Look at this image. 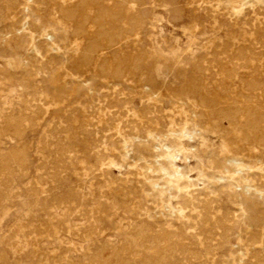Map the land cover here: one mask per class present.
<instances>
[{
    "label": "rangeland",
    "instance_id": "1",
    "mask_svg": "<svg viewBox=\"0 0 264 264\" xmlns=\"http://www.w3.org/2000/svg\"><path fill=\"white\" fill-rule=\"evenodd\" d=\"M263 72L264 0H0V264H264Z\"/></svg>",
    "mask_w": 264,
    "mask_h": 264
},
{
    "label": "bare ground",
    "instance_id": "2",
    "mask_svg": "<svg viewBox=\"0 0 264 264\" xmlns=\"http://www.w3.org/2000/svg\"><path fill=\"white\" fill-rule=\"evenodd\" d=\"M28 1V0H27ZM82 2V1H81ZM86 1H84V3H85ZM67 3V2H66ZM83 3V2H82ZM68 4V3H67ZM86 4H88L87 2H86ZM74 5V4H73ZM77 5H79L80 6V4H77ZM82 5V4H81ZM59 6V5H58ZM100 6H101V4H100ZM113 6V5H112ZM2 7V6H1ZM61 7V6H60ZM59 7V8H60ZM70 7V6H69ZM85 7V6H84ZM63 8V7H62ZM81 8V7H80ZM83 8V7H82ZM104 8V7H103ZM103 8H102V10H101V8H100V10H99V15L101 16V17H103L104 18V16H110V17H117L118 16V14H117V12H109V11H105V9L103 10ZM64 9V8H63ZM85 9V8H84ZM112 9V8H111ZM59 10H61V8L59 9ZM108 10V9H107ZM64 11V10H63ZM62 11V12H63ZM79 11V10H78ZM82 11H84V10H82ZM97 11V10H96ZM111 11V10H110ZM116 11V10H115ZM75 12L76 11H71V10H67L65 13H66V15L67 16H69V19L71 18V20H72V18L74 19L75 17ZM98 12V11H97ZM66 15H64V16H66ZM67 16H66V18H67ZM81 17V16H80ZM89 17V16H88ZM129 17V16H128ZM85 18H86V16H85ZM125 18V17H124ZM123 18V19H124ZM68 19V18H67ZM87 19V18H86ZM85 19V20H86ZM100 19V18H99ZM84 20V21H85ZM89 20V19H88ZM92 20H94V19H92ZM115 20V19H114ZM137 20V19H136ZM98 21V20H97ZM97 21H95V22H97ZM86 22V21H85ZM137 22V21H136ZM81 23V22H80ZM80 23H78V24H80ZM98 23V22H97ZM105 23H106V21H105ZM110 23V22H109ZM139 23V22H138ZM82 24H84V23H82ZM103 25H104V22L102 23ZM112 24V23H111ZM99 25V27L101 26L100 24H97V26ZM82 26V25H81ZM98 27V28H99ZM102 27V26H101ZM28 28V27H27ZM78 28H79V26H78ZM83 28H85V27H81V29H83ZM81 29H80V31H81ZM103 31H107V30H103ZM83 32V31H82ZM87 32V31H86ZM97 32V31H96ZM74 33V32H73ZM72 33V34H73ZM88 33V32H87ZM108 33H110V31H108ZM98 34L99 35H101L99 32H98ZM97 34V35H98ZM107 34V33H106ZM76 35V34H75ZM88 35V34H87ZM87 35H85V36H87ZM103 35V34H102ZM47 36V35H46ZM88 37H91V36H89L88 35ZM93 37V36H92ZM97 37V36H96ZM98 37H100V36H98ZM104 37V36H103ZM108 38L110 37V34L107 36ZM88 39V38H87ZM95 39H98V38H95ZM110 39L112 40V37H110ZM110 39H108V41L110 40ZM34 40V39H33ZM88 41V40H87ZM92 41V40H91ZM114 41V40H113ZM93 42V41H92ZM95 42H96V40L94 41V44H95ZM97 42H99V39L97 40ZM96 42V43H97ZM100 43V42H99ZM109 43H110V41H109ZM108 43V45L106 46V47H108L110 44ZM87 44V43H86ZM85 44V45H86ZM104 44V43H103ZM107 44V43H106ZM84 45V46H85ZM97 45H98V43H97ZM97 45H93V43H92V45H89L88 47H87V49L86 50H82V51H85L84 52V54L83 55H81L82 57H81V59H80V61H82V62H89V61H91V59H92V56H93V53L95 52V51H97V49H98V46ZM224 45H226V44H224ZM40 46H41V43H40ZM99 46H102V45H99ZM217 46H218V44H217ZM223 46V45H222ZM61 47V46H60ZM103 47V46H102ZM111 47V46H110ZM85 48V47H84ZM102 49V48H101ZM251 50V49H250ZM58 51V50H57ZM214 51V50H213ZM212 51V52H213ZM228 52H229V49L225 46V47H223V48H221L220 50H218L217 52H216V59L214 60V63H216V64H220V65H224L225 67H227V69L229 68L228 67V64L230 63V62H228ZM252 52V51H251ZM244 53V52H243ZM63 54V53H62ZM145 54V53H144ZM235 55V54H234ZM239 55V53H237V56ZM245 55V54H244ZM236 56V55H235ZM237 56L235 57V58H237ZM214 57V56H213ZM234 57V56H233ZM241 58H242V56H240ZM245 57H246V55H245ZM59 58V57H58ZM75 58V57H74ZM77 58V57H76ZM75 58V59H76ZM104 58V57H103ZM126 58V57H125ZM130 58V57H129ZM137 58V57H136ZM244 58V57H243ZM253 58V57H252ZM259 58V57H258ZM50 59V58H49ZM135 59V58H134ZM211 59V58H210ZM239 59V58H238ZM237 59V62L235 63L236 65L240 62V60L241 59H239L238 60ZM94 60V59H93ZM143 60V59H142ZM243 60V59H242ZM212 61H213V58H212ZM211 61V62H212ZM49 62V61H48ZM57 62V61H56ZM75 62V61H74ZM107 62V61H106ZM203 62V61H202ZM210 62V63H211ZM91 63V62H90ZM102 63H104V60H102V62H101V64ZM133 63H137L138 64V62H133ZM199 63V62H198ZM248 63V62H247ZM75 64V63H74ZM89 64V63H88ZM100 64V65H101ZM234 64V65H235ZM241 64V63H240ZM246 64V63H245ZM244 64V65H245ZM85 65V64H84ZM83 65V66H84ZM99 65V64H98ZM118 65V64H117ZM132 65V64H131ZM131 65H130V67H131ZM138 65H140V64H138ZM210 64L209 63H206V64H204V66H209ZM239 65V64H238ZM103 66V65H102ZM222 66L220 67V69L222 68ZM256 66H257V64H256ZM259 66V65H258ZM76 67V66H75ZM79 67H82V66H79ZM78 67V68H79ZM86 67V66H85ZM105 67H106V65H105ZM118 67V66H117ZM119 67H120V65H119ZM138 67V66H137ZM219 67V66H218ZM239 67V66H238ZM253 67V66H252ZM99 68V67H98ZM102 67H100V69H101ZM115 68V67H114ZM121 68H122V66H121ZM133 68V67H132ZM156 68V67H155ZM174 68V67H173ZM74 69V68H73ZM83 69V68H82ZM113 69V68H112ZM117 69V68H116ZM124 69V68H123ZM123 69H122V71H123ZM198 69V68H197ZM83 70H85V69H83ZM105 70V69H104ZM121 70V69H120ZM119 70V71H120ZM126 70V69H125ZM130 70V69H129ZM134 70V69H133ZM137 70V69H136ZM146 70V69H145ZM144 70V71H145ZM200 70V69H199ZM222 70V69H221ZM225 70V69H224ZM231 70H232V68H231ZM100 71V70H99ZM109 71V70H108ZM135 71V70H134ZM74 72V71H73ZM79 72V71H78ZM111 72H113V71H111ZM131 72V71H130ZM234 72V71H233ZM72 73V72H71ZM89 73V72H88ZM103 73V72H102ZM226 73V72H225ZM254 73V72H253ZM264 73V72H263ZM115 74V73H114ZM120 75L119 76H121V73H119ZM124 74V73H123ZM135 74V73H134ZM73 75V74H72ZM88 75V74H87ZM103 75V74H102ZM255 75V74H254ZM114 76H116V74L114 75ZM224 76V75H223ZM229 76H230V74H229ZM233 76V75H232ZM252 76V75H251ZM79 77V76H78ZM148 77H149V75H148ZM200 77V76H199ZM256 77H257V75H256ZM256 77H254V78H256ZM116 78V77H115ZM117 78H118V76H117ZM192 78V77H191ZM253 78V80H255ZM196 79V78H195ZM245 79V78H244ZM258 79V78H257ZM261 79V78H260ZM260 79H259V81H260ZM120 80V79H119ZM119 80H117V81H119ZM122 80V79H121ZM154 80H155V78H154ZM193 80V79H192ZM233 80H234V78H233ZM262 80H264V78L262 79ZM23 81V80H22ZM113 81H114V79H113ZM135 81V80H134ZM197 81V80H196ZM258 81V80H257ZM259 81L256 83L255 81L253 82V83H251L250 85H249V83L248 82H246V83H248V85H249V87L251 88V89H258V87H260V85H259ZM188 82V81H187ZM263 82V81H262ZM261 82V83H262ZM245 83V84H246ZM260 83V84H261ZM264 83V82H263ZM202 84V83H201ZM201 84H200V86H201ZM112 85H113V83H112ZM132 85V84H131ZM130 85V86H131ZM192 85V84H191ZM190 85V87L189 86H187V89L184 91V92H182V95H187V94H190V93H194L195 92V88H194V86H191ZM197 85V84H196ZM195 85V86H196ZM248 85H246L245 87L247 88L248 87ZM263 85V84H262ZM186 87V86H185ZM197 87H199V86H197ZM182 89H184V88H182ZM226 89V88H225ZM249 89V88H248ZM247 89V90H248ZM180 90H181V88H180ZM222 90V89H221ZM118 91V90H117ZM181 91H183V90H181ZM180 91V92H181ZM198 91V90H197ZM200 92V91H199ZM206 92V91H205ZM224 92V91H223ZM252 92V91H251ZM114 93V92H113ZM174 94V93H173ZM173 94H172V96H173ZM251 94H253V93H251ZM91 95V94H90ZM89 95V96H90ZM120 95V94H119ZM201 95V94H200ZM204 96H205V94H203ZM250 95V94H249ZM202 96V95H201ZM227 96V95H226ZM245 96V95H244ZM257 96V95H256ZM35 97V96H34ZM85 97V96H84ZM200 97V96H199ZM240 97H242V96H240ZM246 97L248 98L249 96H247L246 95ZM251 97H253V95L251 96ZM132 98V97H131ZM189 98V97H188ZM202 98V97H201ZM200 98V99H201ZM234 98V97H233ZM263 98H264V95H263ZM96 99V98H95ZM230 99V98H229ZM235 99V98H234ZM206 100V99H205ZM224 100V99H223ZM245 100H247V99H245ZM251 100V99H250ZM147 101V100H146ZM208 101V100H207ZM229 101V100H228ZM242 101H244V99H242ZM247 101H249V100H247ZM257 101V100H256ZM233 102H235V101H233ZM236 102H237V100H236ZM238 102H239V100H238ZM251 102H252V100H251ZM242 103V102H241ZM248 103V102H247ZM222 104V103H221ZM231 104H233V103H229L227 106H230ZM235 104V103H234ZM252 104H254V102L252 103ZM202 105V104H201ZM211 105H215V103L214 104H212L211 103ZM225 105V104H224ZM247 105V104H246ZM246 105H245V107H246ZM203 106V105H202ZM207 106V105H206ZM226 106V107H227ZM249 106V105H248ZM244 107V108H245ZM212 108V107H211ZM210 108V109H211ZM217 108H218V106H217ZM235 108H237V107H235ZM239 109H240V107H238ZM253 108H255V106L253 107ZM253 108H249V107H247L245 110H243V114L245 115V117H246V121H247V123L246 124H249V126H251V127H253V129L255 128H257L258 126H260L261 127V125H260V123L258 122L259 120H260V117H261V114L259 113V110H257V111H255L256 109H253ZM259 108V107H258ZM38 109V108H37ZM213 110H214V108H212ZM221 109V108H220ZM226 109V108H225ZM230 109V108H229ZM229 109H228V112H229ZM65 110V109H64ZM219 110V109H218ZM217 109H216V111H218ZM223 110V109H222ZM227 110V109H226ZM238 110V109H237ZM242 110V109H241ZM155 111V110H154ZM225 111V110H224ZM213 112V111H212ZM219 112H221L220 110H219ZM238 112H239V110H238ZM209 113H210V111H209ZM217 113V112H216ZM223 113H225V112H223ZM231 113H233V112H231ZM237 113V112H236ZM240 113V112H239ZM234 114H235V112H234ZM233 114V115H234ZM40 115V114H39ZM238 115V114H237ZM254 115H257V118H254ZM203 116V115H202ZM230 117V116H229ZM205 118V117H204ZM212 118H213V116H212ZM217 118H219V117H217ZM221 118V117H220ZM214 119V118H213ZM233 119V118H232ZM262 119H264V118H262ZM208 120V119H207ZM215 120V119H214ZM235 120V119H234ZM148 121V120H147ZM217 121V120H216ZM234 122V121H233ZM235 123V122H234ZM162 124V123H161ZM237 124V123H236ZM245 123L243 124V125H246ZM259 124V125H258ZM240 125V124H239ZM241 126V125H240ZM248 126V125H247ZM247 126H245L246 127V129L248 128ZM241 127H243V126H241ZM112 128V127H111ZM233 128V127H232ZM231 128V129H232ZM244 128V127H243ZM262 128H264V127H262ZM249 129H250V127H249ZM254 129V130H255ZM253 130V131H254ZM262 129H260V131H261ZM60 131V130H59ZM227 131H229V129H227ZM226 131V132H227ZM253 131H252V134H254L253 133ZM119 132V131H118ZM257 132V131H256ZM258 132H259V130H258ZM221 133V132H220ZM251 133V132H250ZM260 133V132H259ZM256 134V133H255ZM261 134V135H260ZM259 135L261 136L260 137V142H259V140L257 141L258 143H262V144H264V131L262 132V133H260ZM254 136V135H253ZM244 137H246L245 135H244ZM248 137H249V135H248ZM241 138V137H240ZM251 138H252V136H251ZM245 139V138H244ZM254 139V138H253ZM257 139V138H256ZM258 139H259V137H258ZM224 140H225V138H224ZM228 141V140H227ZM29 142V141H28ZM229 142V141H228ZM231 142V141H230ZM234 142V141H233ZM254 142H256V141H254ZM256 142V143H257ZM242 143V142H241ZM177 145V144H176ZM23 146V145H22ZM236 146V145H235ZM238 146V145H237ZM242 146V145H241ZM261 146V145H260ZM264 146V145H263ZM243 147V146H242ZM13 148V147H12ZM20 149V148H19ZM232 150V149H231ZM21 151H22V149H21ZM233 151V150H232ZM241 152V151H240ZM259 153V152H258ZM50 154V153H49ZM158 154V153H157ZM251 154V153H250ZM260 154H261V152H260ZM219 155V154H218ZM262 156V155H261ZM260 156V157H261ZM245 157H247V156H245ZM259 157V158H260ZM100 158V157H99ZM18 159V158H17ZM3 169V168H2ZM88 169V168H87ZM47 171V170H46ZM116 177V176H115ZM118 180V179H117ZM104 182V181H103ZM104 184V183H103ZM169 184V183H168ZM33 186V185H32ZM31 186V187H32ZM261 186V185H260ZM96 187V186H95ZM49 188V187H48ZM239 188V187H238ZM218 189V188H217ZM264 191V190H263ZM162 193V192H161ZM238 200V199H237ZM150 201V200H149ZM239 202V201H238ZM131 208V207H130ZM124 210V209H123ZM259 212V211H258ZM76 213V212H75ZM62 218H60V220H61ZM101 220V219H100ZM86 221V220H85ZM174 226V225H173ZM81 235V234H80ZM161 236V235H160ZM226 237V236H225ZM216 241V240H215ZM136 247V246H135ZM210 250V249H209ZM164 251V250H163ZM97 256V255H96ZM68 262V261H67ZM70 264V263H69Z\"/></svg>",
    "mask_w": 264,
    "mask_h": 264
}]
</instances>
